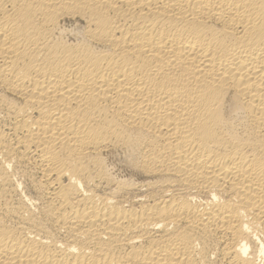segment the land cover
Instances as JSON below:
<instances>
[{
    "label": "bare ground",
    "instance_id": "obj_1",
    "mask_svg": "<svg viewBox=\"0 0 264 264\" xmlns=\"http://www.w3.org/2000/svg\"><path fill=\"white\" fill-rule=\"evenodd\" d=\"M0 264H264V0H0Z\"/></svg>",
    "mask_w": 264,
    "mask_h": 264
},
{
    "label": "rangeland",
    "instance_id": "obj_2",
    "mask_svg": "<svg viewBox=\"0 0 264 264\" xmlns=\"http://www.w3.org/2000/svg\"><path fill=\"white\" fill-rule=\"evenodd\" d=\"M115 161H116V159H115Z\"/></svg>",
    "mask_w": 264,
    "mask_h": 264
}]
</instances>
